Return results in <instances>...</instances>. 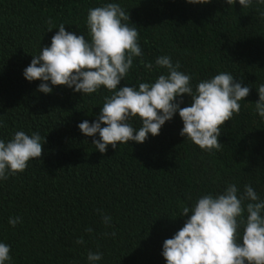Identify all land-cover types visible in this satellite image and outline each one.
I'll use <instances>...</instances> for the list:
<instances>
[{
  "label": "trees",
  "instance_id": "obj_1",
  "mask_svg": "<svg viewBox=\"0 0 264 264\" xmlns=\"http://www.w3.org/2000/svg\"><path fill=\"white\" fill-rule=\"evenodd\" d=\"M105 3L128 12L126 23L137 28L143 53L118 88L155 82L166 72L155 68L163 55L180 62L194 90L220 72L250 88L239 114L221 127L220 150L203 151L182 137L177 112L159 135L116 149L108 145L101 153L92 144L99 135L85 136L78 124L97 119L111 92L102 86L82 95L49 81L53 91L45 94L37 91L42 81L24 77L33 55L58 31H48L46 21L90 39L88 10ZM262 12L257 0L248 8L239 0H0V139L7 142L16 131L39 132L41 143L46 137L40 158L0 181V242L10 246L12 257L6 264H89V250L103 253L96 264H166L163 242L183 227V207L230 183L241 191L250 184L264 200V118L255 111L257 88L264 84ZM141 59L152 62L153 71ZM190 104L184 94L180 106ZM131 123L140 126L138 119ZM97 209L111 216L110 226ZM17 216L22 223L13 228L8 220ZM113 231L115 236L103 235ZM81 237L84 244H77Z\"/></svg>",
  "mask_w": 264,
  "mask_h": 264
},
{
  "label": "clouds",
  "instance_id": "obj_2",
  "mask_svg": "<svg viewBox=\"0 0 264 264\" xmlns=\"http://www.w3.org/2000/svg\"><path fill=\"white\" fill-rule=\"evenodd\" d=\"M187 2L206 4L211 0ZM226 2L234 5L236 0ZM257 2L264 4V0ZM252 3L253 0H239L243 8ZM129 20L128 12L118 3L90 8L86 18L90 39L66 31L63 23L55 27L51 20L46 21L48 31L53 28L58 31L52 36L50 46L42 47L38 55H33L24 69V77L30 82L42 81L37 91L45 94L53 91L49 81L52 86L64 85L82 95L95 93L102 86L111 92L104 97L97 119L78 124L85 136L99 135L92 144L101 153L107 151L108 145L116 149L129 141L143 143L149 133L159 135L161 126L177 112L183 121L182 137L203 151L220 150L221 127L234 113L239 114V102L249 95L250 88L236 82L233 75L220 72L199 81L194 90L191 76L179 71L180 62L173 63L167 55L155 60V68L166 70L155 82L139 83L138 89L127 84L118 88L132 68L134 58L143 55L138 43L139 32L126 23ZM140 62L153 71L152 62L145 63L142 59ZM257 89L259 99L255 102V111L264 118V84ZM184 94L191 97L190 106H180ZM137 119L138 128L131 123ZM43 139L41 143L39 132L28 135L24 131H16L7 142L0 139V181L22 173L30 160L40 158L46 137ZM96 211L102 222L110 226L111 216L101 209ZM180 216L187 217L183 227L163 242L166 264H264V200L250 184H245L241 191L235 183H230L222 192L204 194L191 207H183ZM8 223L14 228L22 223V218L9 217ZM85 231L91 233L93 229ZM84 242L83 237L76 241L77 244ZM102 257L99 251L87 253L89 264H96ZM11 259L10 246L0 242V264Z\"/></svg>",
  "mask_w": 264,
  "mask_h": 264
}]
</instances>
